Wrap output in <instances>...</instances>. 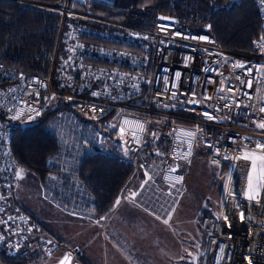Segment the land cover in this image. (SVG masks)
Listing matches in <instances>:
<instances>
[{"label":"built area","instance_id":"2783aa9c","mask_svg":"<svg viewBox=\"0 0 264 264\" xmlns=\"http://www.w3.org/2000/svg\"><path fill=\"white\" fill-rule=\"evenodd\" d=\"M12 1L53 14L43 31L56 36L51 42H37L34 49L30 45L6 48L0 58V84L5 83L0 86V226L7 229L20 211L16 196L22 169L13 155V129L36 124L49 109L66 106L72 113L58 112L49 125L61 145L49 161L59 169L49 185L50 199L58 206L85 212L77 209V203L92 204L81 165L88 156L101 155L134 170L119 204L164 222L184 186L183 166L201 148L210 163L225 173L219 211L203 221L209 238L201 264H264V185L255 199L246 196L250 166L242 158L245 151L259 153L255 144L264 142V130L256 126L264 120L260 111L264 107V35L254 41L253 55L236 54L222 49L210 25L203 34H196L177 19L159 15L150 30H143L97 11V7L113 6V0H62L52 7ZM255 1L264 24V0ZM17 60L24 65L16 67ZM238 64L251 68V73L234 66ZM164 80L169 83L165 85ZM221 86H225L223 92ZM229 87L235 91L230 93ZM193 92L201 104L187 103ZM205 96L212 99L204 100ZM204 112L216 119L209 120ZM90 122H100L103 131ZM185 132L196 133L190 155ZM107 137L115 148L104 145ZM161 141L167 143L161 158L145 160L150 145ZM132 192L137 193L135 202ZM62 261L84 264L73 248L65 250L59 264Z\"/></svg>","mask_w":264,"mask_h":264},{"label":"trees","instance_id":"16d2710c","mask_svg":"<svg viewBox=\"0 0 264 264\" xmlns=\"http://www.w3.org/2000/svg\"><path fill=\"white\" fill-rule=\"evenodd\" d=\"M23 1L52 7L58 6L62 0ZM113 1V6L97 7V11L106 18L143 30H150L159 15L175 18L185 29L194 32H203L205 27L210 25V33L215 36L223 49L236 54L253 55L254 41L264 35V24L258 16L254 0ZM51 16L53 14L31 5L0 0V58L4 56L6 48H14L20 40L24 47L30 45L32 49L43 39L51 42L52 31H43L44 26L47 29V22L50 21ZM23 65V60H17L15 63L16 67ZM0 86H5V83H1ZM63 108L54 111L49 109L38 123L25 128L18 125L12 132V150L18 166L22 170L34 173L46 189L50 178L59 173V169L49 161L61 148L58 139L49 131L48 126L50 120ZM80 119L84 120L81 117ZM90 123L94 127L96 124L98 128L101 127L100 122ZM103 133L105 136L108 135V132ZM166 150V142L152 143L149 160L160 159ZM80 173L86 186V193L93 197L92 204L84 206L83 203H77V209H84L85 212H71L70 209L60 207L73 214L103 218L106 223L107 218H110L115 210L123 190L133 179V168L121 165L113 158L94 155L82 162ZM16 204L20 211L11 220L10 226L7 229L0 226V264H45L53 259L57 252L64 253L67 248H72L52 234L41 220L28 213L18 203L17 196ZM213 211L201 210V220L216 213L215 210ZM203 235L206 241L209 235L206 233ZM45 248L49 251L46 252ZM201 248L205 251L206 244ZM49 254L48 260L45 257ZM83 263L86 264L84 261Z\"/></svg>","mask_w":264,"mask_h":264},{"label":"rangeland","instance_id":"374dc122","mask_svg":"<svg viewBox=\"0 0 264 264\" xmlns=\"http://www.w3.org/2000/svg\"><path fill=\"white\" fill-rule=\"evenodd\" d=\"M43 29H46V26ZM21 42L22 40L18 41L15 47L23 46ZM61 112L72 113L69 107L63 108ZM76 117L80 118L77 115ZM80 122L88 123L81 119ZM95 128L98 129V124L95 125ZM101 128L99 127V129ZM48 129L50 131L49 126ZM105 145L109 148L116 147L108 137L105 140ZM142 160H144L143 157ZM145 160L149 159L145 158ZM51 164L58 169L56 163L52 162ZM182 171L185 173L186 179L177 203L180 205L183 201L186 204L187 208L181 212V221L185 224L180 228L174 224L170 225L173 228H170L172 238H158L157 240L155 238H113V244L105 243L106 250L94 238H67L68 243L73 247H77V244L82 243L83 240L88 243L81 250V257L87 264H191L186 261L190 259L189 255L195 253L196 247H202L203 242L206 244L203 235L205 233L204 222L198 219L197 214L201 209H208L211 212L215 210V215L218 213L225 180L220 175V169L210 163L207 153L201 148L195 150L193 161L183 166ZM252 175L254 194L258 193L259 195L263 185L257 183L256 173H252ZM52 178H50L46 189L34 173L22 170L17 191L18 203L51 230L56 225L55 217L58 212L57 208L54 210V206H57L56 203L49 196V185ZM246 196L248 197L247 194ZM169 222L172 223L171 220ZM187 229H189V233H183ZM177 249L182 251V258L179 262H175L179 254ZM118 250L125 256H121L119 252L117 254Z\"/></svg>","mask_w":264,"mask_h":264},{"label":"crops","instance_id":"0c3cea01","mask_svg":"<svg viewBox=\"0 0 264 264\" xmlns=\"http://www.w3.org/2000/svg\"><path fill=\"white\" fill-rule=\"evenodd\" d=\"M220 175L225 179L223 169H220ZM185 205L186 204L183 201L180 205H178V203L176 204L174 210L168 216V223L158 221L129 204L117 205L106 223L103 218L98 219L89 215L73 214L64 211L57 205L58 207L54 206V210L56 208L58 209V212L56 213L57 217L54 216L56 218V225L54 226V229L51 230L50 227L45 226L58 239L66 242L70 247L77 249L81 255V250H83L88 243L83 240L82 243L77 244V247H73L68 243L67 238H94V240H98L100 245L103 247L106 242L113 244V238H155V240L158 238H172L170 236V225L174 224L180 228L181 225L185 224V222L181 221V212H184L187 208ZM201 210L197 214L199 220L201 219ZM214 216L215 213H212L210 218H213ZM169 220H171L172 223H170ZM183 233H189V229L184 230ZM177 245L179 247V243ZM104 250H106L105 247ZM177 251L179 254L175 262H179L181 260L180 258H182V251L179 249H177ZM118 252L119 250L117 251V254ZM119 254L121 256H125L121 252H119ZM62 255L63 253L61 251L57 252L53 259L49 260L45 264H59Z\"/></svg>","mask_w":264,"mask_h":264},{"label":"snow or ice","instance_id":"6c2138e0","mask_svg":"<svg viewBox=\"0 0 264 264\" xmlns=\"http://www.w3.org/2000/svg\"><path fill=\"white\" fill-rule=\"evenodd\" d=\"M161 19H166V18L161 17ZM176 35H180V33H176ZM193 39H195V37H193ZM201 39H204V38L201 37ZM234 66L235 67H239V68H245L246 71L249 72V73H251V71H252V69L247 67L245 64H238V65H234ZM179 76H180V73H176V78H179ZM237 78H239V77H237ZM164 83H165V85H167L169 82L167 80H164ZM246 86L250 88L251 87V81H248ZM172 87L175 88L176 84L173 83ZM219 90L221 92H223L225 90V86H221V88ZM228 91L231 93V92H234L235 90L229 87ZM92 95L93 96H98L99 94L96 93V92H93ZM191 95H192L193 99L188 100L187 103L197 104V105L202 103V101L195 99V97H196V93L195 92L191 93ZM246 95H247V93H246ZM175 96H176V92H172L171 93V97H175ZM211 99H212L211 96H205L204 97V100H211ZM220 99H225V97H220ZM224 106L227 107L228 105H224ZM239 106L240 105L237 103V107H239ZM165 107H167V105H165ZM91 110L92 111H96L95 108H93ZM215 110L219 111L220 109H219V107H217ZM101 111H103V110H101ZM260 111L264 112V107H261ZM203 115L205 117H207L209 120L216 119L215 116L211 115L208 112H204ZM256 126H257V128H259L261 130H264V120H262ZM142 128H143V124L141 123V129ZM121 131H123V128L121 129ZM185 136L188 137V141H187V143L189 145L188 154L190 155L191 142L195 139L196 133L185 132ZM134 138H135V134H134ZM247 139H248V142H251V138H247ZM208 147H212V145L209 144ZM255 147H256V149H259V154L255 153V152H247V151H245V155L242 157L244 160L249 161V166H250V172L248 174V191L246 193L248 195L249 199H255L256 195H258V193L254 194V190H253V175H252V173H256L257 174L256 175L257 183L261 184V185H264V142L257 141L256 144H255ZM241 151H244V149H241ZM157 155H159V153H157ZM225 159H228V157H225ZM214 163H215V161H214ZM170 171L174 172V171H176V169L172 168V169H170ZM145 175L147 176V173H145ZM149 179H151V177H149ZM147 182L148 181L146 180L145 184H147ZM142 187H143V185H142ZM130 195L132 197L133 202H135V198L137 196V193L136 192H132ZM125 198H127V196ZM117 204H119V200L117 201ZM225 219H226V217H225ZM164 223H168V220L165 219ZM221 251H223V249H221ZM61 264H65V261H62Z\"/></svg>","mask_w":264,"mask_h":264},{"label":"water","instance_id":"95a60500","mask_svg":"<svg viewBox=\"0 0 264 264\" xmlns=\"http://www.w3.org/2000/svg\"><path fill=\"white\" fill-rule=\"evenodd\" d=\"M56 108L53 107L52 110L54 111ZM31 125H23V127H28ZM205 255V251L202 250L200 247L195 248V254L189 255L190 259L188 260L191 264H199V261L201 258H203Z\"/></svg>","mask_w":264,"mask_h":264},{"label":"bare ground","instance_id":"6f19581e","mask_svg":"<svg viewBox=\"0 0 264 264\" xmlns=\"http://www.w3.org/2000/svg\"><path fill=\"white\" fill-rule=\"evenodd\" d=\"M254 2H255V6H256V9H257V13H258V16H259V10H258V7H257V3H256V1L254 0ZM49 13V12H48ZM50 14V13H49ZM259 18H260V16H259ZM57 20H59V18L57 17ZM261 20V19H260ZM190 31V30H189ZM190 32H192V33H196V34H203L204 33V31L203 32H194V31H190ZM52 39H51V41L55 38V32H53L52 31ZM221 46V45H220ZM222 47V46H221ZM222 49H223V47H222ZM224 50V49H223ZM226 51V50H225ZM149 152L150 151H148V152H146L145 153V155H144V157L145 158H148V159H150L149 157H150V154H149ZM91 156H94V155H91ZM88 157H90V156H88Z\"/></svg>","mask_w":264,"mask_h":264},{"label":"flooded vegetation","instance_id":"af4514ba","mask_svg":"<svg viewBox=\"0 0 264 264\" xmlns=\"http://www.w3.org/2000/svg\"><path fill=\"white\" fill-rule=\"evenodd\" d=\"M195 254V253H194ZM202 260V259H201Z\"/></svg>","mask_w":264,"mask_h":264}]
</instances>
